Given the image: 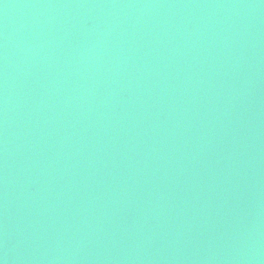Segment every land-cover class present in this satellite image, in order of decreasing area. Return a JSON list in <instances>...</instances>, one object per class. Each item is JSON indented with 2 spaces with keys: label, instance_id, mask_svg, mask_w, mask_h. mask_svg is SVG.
I'll list each match as a JSON object with an SVG mask.
<instances>
[{
  "label": "water",
  "instance_id": "95a60500",
  "mask_svg": "<svg viewBox=\"0 0 264 264\" xmlns=\"http://www.w3.org/2000/svg\"><path fill=\"white\" fill-rule=\"evenodd\" d=\"M0 264H264V0H0Z\"/></svg>",
  "mask_w": 264,
  "mask_h": 264
}]
</instances>
